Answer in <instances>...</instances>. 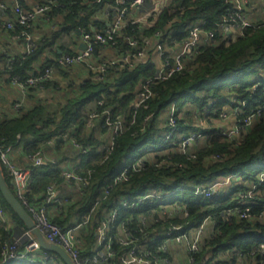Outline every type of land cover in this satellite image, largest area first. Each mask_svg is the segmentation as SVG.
I'll return each instance as SVG.
<instances>
[{"label": "trees", "instance_id": "1", "mask_svg": "<svg viewBox=\"0 0 264 264\" xmlns=\"http://www.w3.org/2000/svg\"><path fill=\"white\" fill-rule=\"evenodd\" d=\"M118 1L100 0L84 4L81 0H56L58 6L51 7L43 16H60L58 30L36 41V49L24 59L21 56L15 58L9 69L2 67L0 82L9 83V78L13 77L24 80L49 67H53V73L66 76L68 71L55 65V59L60 55L53 49L55 42L62 34L77 30L102 32L113 23L116 9L128 8L130 4L121 0L124 5H119ZM37 2L43 4L44 0ZM227 8L225 0H174L151 27L138 28L126 21L107 47L116 49L117 56L125 55L134 52L127 38L142 48V39L157 31L166 34L169 29L175 33L174 39L180 42L186 35V24L194 21H205L203 28L215 32ZM99 12H107L104 21L95 20ZM169 22L170 28L165 29ZM30 26L31 23L10 32L22 38L30 35ZM101 49L98 44L93 46L92 58L98 64L109 61L100 57ZM59 50L61 54L65 53L63 49ZM131 64L109 67L102 75L103 79L96 76L95 80L84 81L63 103H39L16 115L0 113V150L12 147L21 153H33L45 149L52 156L55 154L54 164L32 168L26 194L28 199L39 201L51 185L56 186V190L68 186L61 173L77 164L76 173L86 180V188L70 197V203L61 210L48 207L56 212L50 216L48 211V218L63 230L89 218L88 225L77 234L82 257L93 254L94 229L103 210H111L122 198L134 199L154 192L171 194L163 201L146 200L137 211L121 209L116 226L126 224L132 231V238L143 241L138 233V216L161 203H178L186 209L188 216L156 224L149 230L152 232L150 236L178 225L198 227L208 219L204 243L200 252L193 254L191 264H236L240 255L245 257L247 264H264V216H260L261 213L264 215V15L230 41L225 42L216 32L215 43L203 47L194 59L187 61L183 72L150 86L152 96L137 109L133 118L134 96L154 75L156 68L152 63L133 62V59ZM52 78L53 75L43 88L53 83ZM239 106L243 113L239 119L257 111H260V117L246 132L232 139L218 136V129L198 122L208 119L206 123L211 124L225 110ZM108 118L110 121L123 120L126 128L114 137L112 149L106 153L100 149L106 143L107 131L103 125ZM171 118L173 125H170ZM191 133H200L205 140L190 154H182L180 140ZM64 135H70L89 149L88 153L74 156L69 150L61 151L67 144ZM50 139H54V144L48 149L44 145ZM132 163H137L136 170L131 169ZM125 168L126 180L112 184V178ZM2 170L14 194L11 180L3 167ZM221 177H227L229 184L221 185L211 197L193 193L196 185L211 186L219 183ZM240 202L252 203L250 217L240 219L234 215L225 218V211L242 208L238 205ZM0 208L6 215L5 223L0 220V264H30L3 260L4 245L10 244L16 235L9 229L8 219L22 229L25 226L1 193ZM113 249L115 257L107 264H122L123 251L117 245ZM42 253L46 257L54 256L46 250ZM47 263L48 260L44 259L38 264ZM60 264L64 263L60 261Z\"/></svg>", "mask_w": 264, "mask_h": 264}, {"label": "built area", "instance_id": "2", "mask_svg": "<svg viewBox=\"0 0 264 264\" xmlns=\"http://www.w3.org/2000/svg\"><path fill=\"white\" fill-rule=\"evenodd\" d=\"M81 1L84 4H92L100 0ZM125 1L130 2L128 8H117L113 23L107 25L106 29L102 32L96 30H92V32L80 31L81 44L85 48L79 49L72 54H60L55 59V65L64 70L71 71L80 64H88L89 69L97 74L98 79H103L102 75L106 73L109 67L115 65L119 67H124L125 65L131 66L132 59L133 62L143 59L152 50L151 46L154 43L159 64L155 65L156 70L154 75L148 78L136 92L132 106V118L137 109L144 105L152 96L150 86L165 82L173 75L183 72L187 61L194 59L203 47L215 43L216 32L225 42L230 41L234 37L242 35L243 31L251 27L258 17L262 14L264 15V8H261L259 13L255 9L249 12L247 9L249 0H225L229 8L225 10V15L217 25L215 32L203 28L205 21L189 22L185 26V37L178 42L173 37L175 33L172 29H169V22L165 27V29H169L166 34H163L162 31H157L151 37H145L142 39V48H138L136 41L127 38V42L133 48L134 52H128L125 55L123 54L102 64L95 63L94 61L91 62L93 46L98 44L103 48L110 44L109 42H112L118 36L126 21L138 28L146 29L147 27H151L155 24L163 9L168 5L167 2L170 1L169 4H171L174 0ZM118 4L124 5V1L120 0ZM53 6H58L56 0H44L43 4H37L31 10H24L19 0H0V30L10 32L17 27H27L39 16L46 15ZM139 14H142V17L138 18ZM230 31H235L236 34L230 35ZM202 35L203 38H201ZM22 39L25 41L26 50L20 56L24 59L25 56L36 49V43L29 35L22 36ZM14 61V57H8L5 66L9 69ZM148 62L147 60L145 61V63ZM52 73L53 67H49L38 73L37 76L32 75L24 80H21L19 77L9 78V84L16 88L19 93V97L12 104L13 115L25 110L23 103L27 95L35 89L43 88V84L51 79ZM1 112H3V108L0 104ZM231 112H234L237 117L243 114L242 107L239 106L229 111L225 110L219 115V118H223L222 116L229 115ZM259 117L260 111H257L243 119L238 118L239 121L234 127V130L226 134L223 131H219L217 135L227 139L237 137L241 132H246L248 127L252 126ZM173 124L174 120L171 118L170 125ZM103 127L110 138L100 150L109 153L114 143V137L124 132L126 127L123 120L110 121L109 118L106 119ZM64 138L67 140L66 145L71 155H86L88 153L89 149L77 143L70 135H64ZM199 138L204 139L200 133H191V135L183 136L180 140V153L190 154L188 146L192 141H199L197 140ZM53 144L54 139H50L45 143L44 147L49 149ZM160 148L161 146L159 145L158 149ZM12 150V147L0 150V164L11 180L14 196L29 214L36 230L44 241L48 245L60 247L74 264H107L115 257L114 245L119 246L121 251H123L121 255L122 264H191L193 262V254L200 252L207 235L206 226L209 221L208 219H205L198 227L188 226L184 228L178 225L150 236L152 232L149 233V230L156 224L167 222L174 217L186 218L188 216L186 209L178 203H161L149 209L145 214L138 216V233L143 237V241L138 240V238H132V231L126 224L121 223L116 226L118 220L117 214L121 209L137 211L141 208L140 206L144 201L151 199H156L157 202L163 201V198L171 194L149 192L134 199L122 198L111 210L107 212L103 210V216L97 221L94 229L95 244L92 251L93 254L82 257L79 247L81 241L78 239L77 234L82 227L88 225L89 218H85L73 227L63 230L48 218V207L54 206L56 209L61 210L65 205L70 203L69 196H58L55 189L56 186L54 185L47 188L46 193L39 201H30L26 195L32 168L54 164L55 157L48 152L49 150L41 149L33 153L23 152L21 154V163H16L10 158ZM130 167L136 170L137 163L130 164ZM127 168L112 178V184H118L126 180ZM76 169L77 164H73L61 173V177L69 186L74 187L77 194H80L86 188V180L76 173ZM219 185V183L211 186L198 184L195 186L193 193L203 194L206 198L211 197L218 191ZM96 204L94 207H96ZM238 205L243 209L236 208L235 210L225 211L223 213L225 218L228 219L237 215L240 219H248L250 217V205L252 203L240 202ZM262 214L260 216H264ZM0 220L3 223L6 222V215L1 208ZM43 250L36 238L26 230L18 235H14L11 243L4 245L1 256L5 262L25 261L30 264H38L44 259L48 260L47 264H59L58 261L62 262L56 254L46 257L42 253ZM245 260V257L240 255L236 264H247Z\"/></svg>", "mask_w": 264, "mask_h": 264}, {"label": "crops", "instance_id": "3", "mask_svg": "<svg viewBox=\"0 0 264 264\" xmlns=\"http://www.w3.org/2000/svg\"><path fill=\"white\" fill-rule=\"evenodd\" d=\"M22 3V6L24 10H31L33 9L37 4V0H20ZM170 1L167 2L168 5ZM166 4V5H167ZM167 5V6H168ZM166 6V7H167ZM261 8H264V0H249V5L247 6V9L249 12L253 11L254 9L259 13ZM106 13L102 12L98 14L97 18L99 21H104ZM137 15V14H136ZM142 17V14L138 15V18ZM60 16L49 18L48 16H39L33 23H31L30 26V37L31 39L36 42L39 41L41 38L43 39L46 37L45 35H48L50 32H55L58 30V25L60 23ZM235 31H230V35H235ZM80 30H77L75 33H71L68 35L62 34L58 41L55 42L53 49L57 50L59 54L62 53L59 49H63L65 53L67 52H76L79 50V46L81 45L80 40ZM203 38V35L201 36ZM151 51L145 55L143 59H140V62H145L146 60L149 61V63H152L154 65L159 64V58L158 54L154 49V43L151 46ZM25 41L18 36L17 34H14L12 32L3 31L0 30V70L2 67L5 66L6 60L8 57H14L17 58L20 55H23L25 53ZM177 50V49H176ZM101 55L103 60H111L115 59L117 56V50L113 49L111 47H103L101 49ZM46 55H49V53H45ZM51 56V55H50ZM92 60V58L90 59ZM138 61V60H137ZM136 61V62H137ZM139 62V61H138ZM38 65L36 64L35 67ZM52 81L53 83L50 84L48 87L41 88V89H35L30 94L27 95L25 102L23 103V106L25 110L27 108L32 107L36 104H60L63 103V101L67 98L73 95L75 91L78 90V87L87 80H95L97 74L90 70L88 67V64H85L81 68H74L71 71L66 72V76L62 75V73H53ZM3 79V78H2ZM1 79V80H2ZM19 97L18 90L14 87H12L8 81H1L0 82V104L2 105L3 112L10 113L12 112V104L16 98ZM228 109V108H226ZM202 124V123H201ZM200 124V125H201ZM105 141H108L110 136L106 132L105 134ZM67 145L65 144L61 151L65 150V152L68 150ZM60 151V152H61ZM21 151H17L15 149L12 150V153L10 154V158L16 162L21 163ZM54 157L55 154L53 153ZM71 165V164H70ZM58 196H69V197H75L77 195V192L75 191L74 187L72 186H63L61 190L57 188L56 190ZM49 215L54 216L55 209L50 208ZM8 226L9 229L14 234H19L21 232L26 231L25 229L20 228L17 224L14 223V221H11L8 219Z\"/></svg>", "mask_w": 264, "mask_h": 264}, {"label": "water", "instance_id": "4", "mask_svg": "<svg viewBox=\"0 0 264 264\" xmlns=\"http://www.w3.org/2000/svg\"><path fill=\"white\" fill-rule=\"evenodd\" d=\"M85 46L81 44L79 46V49H84ZM0 193L4 199V201L7 203L9 208L13 211V213L21 220V222L24 224L27 231H29L39 242L42 249L56 254L64 264H74L69 256L58 246L54 245H48L42 236L38 233L36 230L34 223L29 216V214L26 212L24 207L20 204V202L16 199L14 194L11 192L10 188L8 187L3 170L0 164Z\"/></svg>", "mask_w": 264, "mask_h": 264}, {"label": "rangeland", "instance_id": "5", "mask_svg": "<svg viewBox=\"0 0 264 264\" xmlns=\"http://www.w3.org/2000/svg\"><path fill=\"white\" fill-rule=\"evenodd\" d=\"M223 118H219L217 120H213L211 122V124H207L206 121H209L208 119H204V121H198L200 122V124L202 123V125H207L208 127H214L216 129H218V131H223V133H229L231 130H234L235 126L237 125V122L239 121L238 117L236 116V114L234 112H231L229 115H224L222 116ZM196 120V119H195ZM197 122V121H196ZM191 135V134H190ZM199 141H192L191 144L188 146V151L191 152L192 150L200 147L203 142L204 139H197ZM227 177H221L219 178V187H221V185H228L229 182L227 181ZM217 182V181H216ZM220 189V188H219ZM18 235V234H16ZM58 263L60 264V262L58 261Z\"/></svg>", "mask_w": 264, "mask_h": 264}]
</instances>
